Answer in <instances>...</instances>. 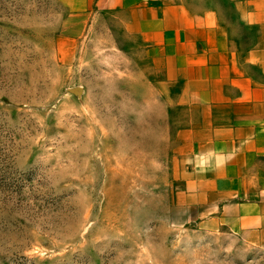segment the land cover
I'll list each match as a JSON object with an SVG mask.
<instances>
[{"label":"rangeland","instance_id":"rangeland-1","mask_svg":"<svg viewBox=\"0 0 264 264\" xmlns=\"http://www.w3.org/2000/svg\"><path fill=\"white\" fill-rule=\"evenodd\" d=\"M168 94L112 13L0 0V264H264L177 204Z\"/></svg>","mask_w":264,"mask_h":264},{"label":"crops","instance_id":"crops-1","mask_svg":"<svg viewBox=\"0 0 264 264\" xmlns=\"http://www.w3.org/2000/svg\"><path fill=\"white\" fill-rule=\"evenodd\" d=\"M112 13L181 111L177 204L264 249V0H64Z\"/></svg>","mask_w":264,"mask_h":264},{"label":"water","instance_id":"water-1","mask_svg":"<svg viewBox=\"0 0 264 264\" xmlns=\"http://www.w3.org/2000/svg\"><path fill=\"white\" fill-rule=\"evenodd\" d=\"M78 91V90H77Z\"/></svg>","mask_w":264,"mask_h":264}]
</instances>
